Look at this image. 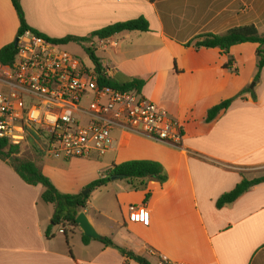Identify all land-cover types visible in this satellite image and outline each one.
Segmentation results:
<instances>
[{
  "label": "crops",
  "instance_id": "crops-1",
  "mask_svg": "<svg viewBox=\"0 0 264 264\" xmlns=\"http://www.w3.org/2000/svg\"><path fill=\"white\" fill-rule=\"evenodd\" d=\"M21 5L27 25L49 39L90 37L139 18L149 24L148 32L92 38L89 45L109 77L143 80L142 96L178 120L184 138L176 148L113 132L112 149L89 163L100 170L97 180L101 170L137 160L160 164L167 179L149 181L141 190L114 180V206L88 200L82 213L89 222L88 210H95L96 222H109H97L99 233L146 264H157L160 256L171 264H264V182L216 208L243 179L264 176V67L254 82L257 57L245 58L250 49L239 47L253 44L234 46L228 55L184 47L197 36L234 27L254 25L264 34V0H21ZM18 27L10 0H0V49L14 43ZM247 65L253 73L242 78ZM250 82V92L237 97ZM227 99H233L228 109L207 123L208 111ZM43 158L38 152L31 161L39 168ZM43 190L23 183L0 161V264H138L100 240L83 244L79 228L72 238L60 233L63 228L47 236L54 207L41 201ZM140 205L148 211L147 223L135 222L128 211Z\"/></svg>",
  "mask_w": 264,
  "mask_h": 264
},
{
  "label": "built area",
  "instance_id": "built-area-1",
  "mask_svg": "<svg viewBox=\"0 0 264 264\" xmlns=\"http://www.w3.org/2000/svg\"><path fill=\"white\" fill-rule=\"evenodd\" d=\"M18 39L14 60L0 78V139L21 147L33 134L44 155L66 160L103 157L116 130L181 147L183 127L163 107L137 91L100 86L98 73L61 45L30 31ZM128 211L135 222L147 223L144 205ZM157 264L171 263L160 256Z\"/></svg>",
  "mask_w": 264,
  "mask_h": 264
},
{
  "label": "trees",
  "instance_id": "trees-1",
  "mask_svg": "<svg viewBox=\"0 0 264 264\" xmlns=\"http://www.w3.org/2000/svg\"><path fill=\"white\" fill-rule=\"evenodd\" d=\"M11 5L15 11L18 19L19 27L17 30V38L20 37L25 31H30L38 37H42L52 43L58 45H67L69 43H76L79 45H85L90 42L92 38H98L100 40L108 39L121 32H148L149 24L144 18L136 20H130L126 22L116 23L107 26L99 31H96L86 38H78L73 36H65L61 39H49L43 34L30 28L25 19V14L21 5V0H10ZM253 44L256 45V57H257V72L254 77V82H257L260 77V72L264 67V34H260L254 25H247L241 27H234L221 35L204 34L195 37L193 40L188 42L184 47L192 48L194 50L199 49H217L221 55H228L230 49L237 45ZM86 53L89 55L92 64L94 65L93 70L98 73V83L100 86L110 87L112 89L120 91H137L141 92L145 85V82L140 79H129L126 81L119 80L116 77H108L102 72L103 68L100 61L95 57L91 47H84ZM17 47L14 43L8 44L0 49V66L6 67L12 64L16 55ZM250 92L245 90L241 92L237 97L242 96L244 93ZM254 99V95L252 96ZM233 99H227L220 102L218 105L212 107L206 116V122L213 121L220 113L228 109ZM28 140L31 146L37 152H41L39 147L38 137L33 134L28 135ZM18 146L8 144L6 140L0 139V161L8 165L13 169L15 174L29 186L41 185L43 187V193L41 194V201L46 204L54 206V214L51 218V224L48 226L46 235L48 236L54 226H61L64 231V236L68 237V233H72V230L78 228L76 224V217L78 214L85 210L88 201L89 194L100 188L106 186L110 182L111 177H118L124 179L131 186V189L141 190L145 189L149 181H156L159 184H163L166 181V175L162 166L152 161H128L119 165H114L105 178L95 180L87 186L89 193L85 196L82 194L78 195H63L59 193L56 188L52 185L50 180L46 178L39 168L31 161L27 159L18 158L19 149ZM13 158L14 163H10L9 159ZM264 182V176L246 180L243 179L236 187L223 194L216 201V208L220 209L227 205L232 204L242 194L247 192L251 187ZM148 196V195H147ZM67 230H66V229ZM83 244H87L90 239L81 235ZM100 242L109 248L116 249L120 255L127 259L133 260L138 264H142L145 260L133 251L125 246L119 247L115 245L110 239L103 237Z\"/></svg>",
  "mask_w": 264,
  "mask_h": 264
},
{
  "label": "rangeland",
  "instance_id": "rangeland-1",
  "mask_svg": "<svg viewBox=\"0 0 264 264\" xmlns=\"http://www.w3.org/2000/svg\"><path fill=\"white\" fill-rule=\"evenodd\" d=\"M264 32V29L262 30ZM86 38V37H85ZM14 41V40H13ZM84 47H91L89 43L85 45H79L76 43H69L67 45L61 46V49L77 59L79 63H82L84 67L87 70L93 69L92 61L89 57V55L86 53ZM239 47H245L244 49H250V52H244L245 58L247 57H255V45H246V46H239ZM252 53V55H251ZM257 64V63H256ZM256 66L254 71H256ZM4 70L2 67H0V78L2 77ZM253 73V68H250L247 65L246 68L243 70L242 74L240 75L242 78H247V76L250 73ZM255 73V72H254ZM256 75V74H255ZM254 85V82H250L249 84H246L244 87V90L251 89ZM3 91V87L0 83V92ZM18 154V158L20 159H27V160H33L35 155L38 153L36 150L33 149L31 146V143L29 140L21 146ZM53 159L58 162V164L52 165L51 163L47 162L46 159ZM102 158V157H101ZM101 158L93 157L90 159H84V158H71V159H63V158H53L47 155H44V158L39 163V168L42 171L43 175L50 180L52 185L56 188V190L63 194V195H78V194H84L89 191L87 189V186L92 183L93 181L97 180V174L98 170L96 164H89L97 163ZM108 172H102L101 170V177L105 178L107 176ZM92 176V177H91ZM94 178V179H93ZM92 181H89L91 180ZM123 181L124 183H127L124 179H119ZM90 182V183H87ZM121 182H118V185ZM84 184V185H83ZM87 184V185H86ZM115 185H117L114 181L108 182L105 186V188L101 191L92 192L89 194V202L90 205L94 206V204H102V205H110V203L115 205ZM102 189V188H100ZM54 207V206H53ZM88 214L91 217V225L95 229V231L103 238V236L99 233L100 227L98 224H104L105 226L109 225L106 224L105 219H97V222L94 219L95 216V210H88ZM97 216V214H96ZM99 218V217H98ZM109 223V222H107ZM51 224V223H50ZM61 226H54L52 230L56 233V235H59V229H61ZM113 228V227H112ZM68 237L72 238V234L68 233ZM67 237V238H68Z\"/></svg>",
  "mask_w": 264,
  "mask_h": 264
},
{
  "label": "water",
  "instance_id": "water-1",
  "mask_svg": "<svg viewBox=\"0 0 264 264\" xmlns=\"http://www.w3.org/2000/svg\"><path fill=\"white\" fill-rule=\"evenodd\" d=\"M19 39L16 38L14 41V45L17 46ZM10 163H14L15 160L13 158L9 159ZM118 177H111L110 180L114 181V180H118ZM89 193V191H87ZM83 196L87 195V193L82 194ZM76 224L78 226V228L81 230L82 234L89 238V239H93V240H101L102 237L95 231V229L93 228V226L91 225V223L89 222L88 218L86 217V215L84 213H80L78 214V216L76 217ZM146 264V263H143Z\"/></svg>",
  "mask_w": 264,
  "mask_h": 264
}]
</instances>
